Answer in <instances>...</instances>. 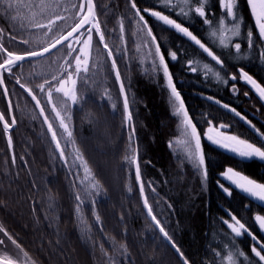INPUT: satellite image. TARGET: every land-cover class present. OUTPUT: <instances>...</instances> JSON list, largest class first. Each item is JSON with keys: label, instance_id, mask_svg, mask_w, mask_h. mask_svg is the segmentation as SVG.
Segmentation results:
<instances>
[{"label": "trees", "instance_id": "1", "mask_svg": "<svg viewBox=\"0 0 264 264\" xmlns=\"http://www.w3.org/2000/svg\"><path fill=\"white\" fill-rule=\"evenodd\" d=\"M93 2V23L100 26V32L93 28L92 57L87 68L77 73L74 105H56L54 100L53 111L47 89L43 97L38 95L45 79L51 82L64 69L66 45L14 67L16 76H3L16 125L9 133L0 125V227L20 247L0 232L4 237L0 256L24 264H183L144 210L135 178L139 167L145 200L189 264H264L252 252L253 247L260 250L264 245V233L255 220L264 216V202L220 176L232 167L264 183V161L239 158L204 137L208 127L223 126L227 133L264 147V100L240 78L243 69L264 87V41L247 0H237L236 19L222 11L219 0H188L184 8L165 7L160 0ZM81 3L86 1L0 0V45L16 53L48 46L54 40L43 35L47 29L34 25L62 16L64 20L57 21L62 29L55 34L57 39L80 20L82 10L86 12ZM201 6L207 25L195 12ZM137 10L144 21L136 16ZM151 11H160L188 27L223 65H217L189 38L157 21ZM237 25L239 36L234 34ZM221 27L225 29L221 31ZM141 37L150 48L144 58L139 54ZM222 38L227 39V47L221 44ZM235 43L241 44L239 50ZM157 46L201 137L204 169L190 159L195 142L183 115L176 114L179 104L159 66ZM173 52L175 61L171 60ZM4 54L0 52V56ZM113 61L116 70L111 67ZM193 67L196 72L191 71ZM16 79L34 89L40 107ZM125 99L129 102L127 114ZM0 106L8 119L1 90ZM41 108L57 134L63 159L48 134ZM57 112L71 137L57 122ZM221 184L230 189L231 196L223 192ZM232 215L256 241L244 231L237 237L228 228L224 221Z\"/></svg>", "mask_w": 264, "mask_h": 264}, {"label": "snow or ice", "instance_id": "2", "mask_svg": "<svg viewBox=\"0 0 264 264\" xmlns=\"http://www.w3.org/2000/svg\"><path fill=\"white\" fill-rule=\"evenodd\" d=\"M170 0H165V7H169ZM220 7L222 11H226V14L228 17H231L233 19L237 18L235 8L237 5V0H219ZM247 4L249 5L251 9L252 16L255 18V23L256 27L259 31V37L262 41H264V0H247ZM132 8L136 9V4L135 2L132 3ZM80 7L82 9L86 8L87 14H84V10L81 11V18H80V23L76 25L75 28H72L71 31H67L66 35H60L59 39H54L55 34L58 32V30H62L61 26L57 23V21H63L64 18L62 16L57 15L55 19H48L47 23H36L34 26L37 29H47V31L43 32V35L47 37L49 40L53 39L54 42H51L49 46L43 47L41 50L37 51L35 49H25L22 53H16L13 51L8 50L7 48L3 47L0 45V52L6 53V59H4L3 63H0V70L3 72H8V73H13V68L14 66H17V62H25V61H30V58H39V57H44L45 54L51 55L50 50L57 49V46H60L63 48L64 44H67V47L69 49L68 55L72 56L73 52L75 51L73 47V41L82 43L83 47L79 49L80 53L84 55L85 59L83 61V64L87 66V50L91 44V36H92V28H95L96 33L100 32V26L98 24H93L92 28L87 29V34H88V39L87 40H80V36L84 35L85 33L80 31L78 35L74 37V34L78 33L79 30H82L85 28L86 25H89L91 23V17H92V12H93V4L92 0H86V4H80ZM145 12H149V9L145 8ZM196 14H198L199 17L205 18L206 13H205V8L203 6L197 7L195 9ZM183 15H186V13H182ZM150 15L154 17L157 21L163 22L164 25L169 26L170 28L174 29L178 34H182L184 37L189 38L192 42H194L196 45L199 46L200 49H202L213 61L216 62L217 65H223V61L221 58L217 55H215L209 47H206L204 43L201 42L200 39L197 38L196 35L193 34L192 31L189 30L188 27L182 26L181 23H178L176 20L171 19L168 15L163 14L160 11H151ZM136 16H139V19L141 21H144V16L140 15L139 10L136 11ZM209 23V20L207 18L204 19V24L207 25ZM144 27H148L147 22L145 21ZM49 33L52 35L49 36ZM234 34L239 36V26L237 25L236 28L234 29ZM148 35L152 36V31L149 29ZM247 39L249 43V47L253 46V33L251 30L248 31L247 33ZM23 44H29L28 40H22L21 41ZM155 37H153L152 43H155ZM221 44H224L225 47H227L225 39H221ZM107 48V45H105ZM235 48L239 50L241 48L240 43H235ZM156 55L159 57V66L163 69V76L167 80V86L171 90L172 96L175 98V101L178 102L179 107L176 109V114H182L184 118L185 124L190 127L191 132V138L195 141V150L193 153L190 155V159L198 164L199 169H204L205 164H206V157L205 154L202 151V146H201V137L197 133V128L195 125H193L192 121L189 119V114L185 110V104L184 101L181 97L180 92L177 90V88L174 86V81H173V76L170 74L169 67L165 61V57L161 54V49L159 46L156 47L155 49ZM108 55L111 57L112 52H109ZM177 59V54L173 52L171 54V60L175 61ZM75 62H76V73H79L81 71V56L77 55L75 57ZM66 63L70 66L72 61L67 60ZM191 64V61H189ZM113 70L117 69V64L115 61L112 62L111 65ZM192 72H196V68L193 67L191 69ZM240 78L248 83L253 89H255L261 100H264V87H261L260 84L257 83L255 79L251 75L248 74V72L244 71L243 69L240 70ZM121 79L119 71L116 72V80L119 81ZM233 80H235V77H233ZM70 82L73 86L75 85V81L72 79V73H68V81ZM17 84H19V87L23 89L25 92L28 93L29 96H31L32 100L36 101V106L40 107L41 100L37 99V95H34V89L30 87H26L24 83H22L19 79L16 81ZM56 83H59L60 87L57 89V92L63 90L65 96H71V99L75 102L76 96L75 93L72 89L66 88L65 84L66 81L63 78H60L56 75H53L51 78V82H49L47 79H45V83L40 85L39 88V93L41 97H43L45 90L47 89V95L49 99L52 98L53 96V87L56 85ZM4 84V79L0 77V85ZM120 92L123 95L125 92V88L123 85H121ZM8 93L5 92V95ZM211 99V97H209ZM219 103V101H216ZM223 107L227 108L228 105H223ZM124 112L127 114L129 112V102L127 99L124 100ZM233 112H235V109H232ZM44 108L40 109V115H44ZM237 116L240 117L241 120L244 119L243 116L240 115L239 112H235ZM130 115H126L127 120H131ZM4 120V116L0 115V121ZM45 123H48L47 118H45ZM14 123V122H13ZM250 123V122H249ZM60 127L64 129V132L68 134L69 137L72 136V132L69 131L68 125L64 122V120H61L60 122ZM3 128L5 133L8 132L10 128V124L5 122L3 124ZM211 131V129H210ZM48 132L52 133L51 139L52 141L56 142V149H60L61 145L57 141V134L55 131H53V126L52 124H48ZM218 137H221L220 139L214 138L213 136L209 135L207 139L211 141L212 144L218 146L219 148L226 150L235 156L242 158V159H253V158H258L261 161H264V147H258L254 143H249L246 139H240L236 135H226L223 132H217L216 134ZM8 145L11 147L12 145V140L9 138L8 140ZM63 152H61V159H63ZM83 163V161L81 160ZM131 163H136L135 160L131 161ZM85 171L87 172V167L85 165ZM204 175L206 176L207 173L205 171ZM223 177L226 180H229L232 182V184L235 185L236 188L242 190L246 194H249L250 196L258 199L261 202H264V183H257L255 180L249 179L247 176H243L240 174L238 171H234L232 167H228L227 170L222 174ZM234 177L238 179H233ZM135 178L137 181L141 180V172L140 168H136L135 172ZM223 192L227 194L228 196H231V191L228 187H224L223 184L219 185ZM140 192L141 195L143 196L144 194V187L141 184L140 187ZM79 199V197H77ZM144 207L148 208V215L152 217V220L156 223V225L159 227V231L163 233L164 239L167 243L171 244V247L175 249L176 253L180 254L181 259L183 260V264H189V261L187 258L184 257L183 253L181 252V249L172 241L170 235L168 232L165 231V228L160 226V221L157 220L156 216L153 215L152 209L149 207L147 200L144 202ZM231 219L235 221V225H238V227L234 226L232 223H229L227 220L224 221L225 224H227L228 228L231 229L233 233L237 237L241 236V230L244 232L248 233L249 236L252 237L253 241H256V237L252 235V233L245 227L244 223H241V221L235 216L232 215ZM256 221L259 222V227L264 230V216H256ZM0 232H4V229L0 227ZM6 236H8L7 232H4ZM8 239L12 241L13 244L16 245L17 248L20 247L19 244L16 243L14 239H12L11 236H8ZM4 243V241L0 240V244ZM257 243H259L257 241ZM252 252L255 254L256 257L259 258L260 262H264V245L260 246V250H257L256 247L252 248ZM0 264H16V261H14L12 258H10L7 255L0 256Z\"/></svg>", "mask_w": 264, "mask_h": 264}, {"label": "rangeland", "instance_id": "3", "mask_svg": "<svg viewBox=\"0 0 264 264\" xmlns=\"http://www.w3.org/2000/svg\"><path fill=\"white\" fill-rule=\"evenodd\" d=\"M161 1V3L162 4H165V0H160ZM187 2H188V0H170V4H169V7H175V6H181V8H184V5L185 4H187ZM85 11H86V8H85ZM85 13V12H84ZM254 18V17H253ZM254 22H255V18H254ZM93 24H96L95 22L94 23H91L89 26H88V28H90V27H92V25ZM256 24V23H255ZM223 29H225L224 27H221L220 28V30L221 31H223ZM259 32V31H258ZM81 37V36H80ZM230 37H231V35H230ZM88 39V36L86 37V38H84L83 40H87ZM82 40V41H83ZM227 40V39H226ZM225 40V41H226ZM73 43H74V41H73ZM76 43V42H75ZM138 46H139V54H140V57L141 58H144L145 56H148L149 55V53H150V48L148 49V42H147V40L146 39H144L143 37H141L140 39H139V43H138ZM81 47H83V45H82V43H80V46H79V49L81 48ZM90 47V46H89ZM66 49H67V52H68V48L66 47ZM79 49H78V52H77V55H80L81 56V65H82V68L84 69L85 68V66H84V64H83V61H84V59H85V57H84V55H82L81 53H80V51H79ZM1 58H0V63L4 60V59H6L7 57H6V54H4V55H2V56H0ZM89 58H90V48H88V50H87V63L89 62ZM62 65V64H61ZM72 68H73V70H74V74H72V79L75 81V78H76V75L75 74H77L76 73V63L72 66ZM86 68H87V66H86ZM69 70V69H68ZM67 86H68V83H66L65 84V87L67 88ZM60 87V85H59V83H58V85H57V87H53V89H52V91H53V94H55V95H57V96H55L54 97V100H55V102H56V105L58 104V103H60V102H63L64 104H66V105H68L69 107H71L72 105H74L75 103H76V100H77V95H76V83H75V85L72 87V89H73V91H74V93H75V96H76V100H75V102L71 99V96H65L64 95V92H63V90H61V93L60 92H57V90L56 89H58ZM57 93V94H56ZM60 93V94H59ZM54 100H52L51 99V101H53V103H54ZM53 111H56V107L55 106H53V105H51V107H50ZM7 110V109H6ZM56 119H57V122L60 124V122H61V120H63V118L60 116V114L57 112L56 113ZM210 129H211V131H210ZM217 132H223L224 134H226V135H231V134H229V133H227L226 131H225V127H223V126H218V127H208L206 130H205V133H204V137H205V139L206 140H208L207 139V137L209 136V135H211V136H213L214 138H217V139H220L221 137H218L216 134H217ZM7 133H9V132H7ZM8 136V135H7ZM209 141V140H208ZM210 143H211V141H209ZM212 144V143H211ZM214 145V144H213ZM216 146V145H215ZM216 147H218V146H216ZM219 148V147H218ZM221 149V148H220ZM226 151V150H225ZM227 170V168L225 169V171ZM225 171H223L221 174H220V176H221V178H224L223 177V173L225 172ZM235 171V170H234ZM241 174V173H240ZM241 175H243V174H241ZM243 176H245V175H243ZM225 179V178H224ZM233 179H238V178H236V177H234ZM258 183V182H257ZM256 218V217H255ZM256 220V219H255ZM229 223H232L234 226H236V227H238V225H235V221H233L232 219H229V220H227ZM257 222V225H258V227H259V222L258 221H256ZM260 228V227H259ZM260 230L264 233V230H262L261 228H260ZM242 231L243 230H241V233H242ZM0 240H4V237L1 235V233H0ZM0 250H2L1 248H0ZM14 260V259H13ZM14 261H16V264H24L22 261H17V260H14Z\"/></svg>", "mask_w": 264, "mask_h": 264}, {"label": "water", "instance_id": "4", "mask_svg": "<svg viewBox=\"0 0 264 264\" xmlns=\"http://www.w3.org/2000/svg\"><path fill=\"white\" fill-rule=\"evenodd\" d=\"M86 1V0H85ZM92 4H93V12H92V17H91V23L96 19V16H95V6H94V2H93V0H92ZM85 14H87V12H85ZM80 23V20L72 27V28H75L76 27V25L77 24H79ZM90 23V24H91ZM89 24V25H90ZM89 25H86L85 26V28L87 27V26H89ZM72 28L71 29H69L68 31H71L72 30ZM81 30H79L78 31V33L80 32ZM78 33H76V34H74V36L75 35H77ZM67 34V32H65L64 34H62V35H66ZM57 39H59V37L57 38ZM54 42V41H53ZM50 45V44H49ZM48 45V46H49ZM60 46H57V49L59 48ZM57 49H54V50H50L51 51V53L52 52H54L55 50H57ZM39 50H41V49H39ZM39 50H37V51H39ZM46 55H49V54H45V56ZM40 58V57H39ZM32 59H36V58H30V60H32ZM26 62V61H25ZM20 63H22V62H17V64H20ZM2 70H0V77H2L3 78V75H2ZM166 82H167V80H166ZM0 90H1V93H2V96H3V99H4V102H5V105H6V108H7V113H8V120L9 121H7V119H6V117L3 115V113L0 111V115H3L4 116V120L3 121H0V125L2 126V128H3V124L5 123V122H7V123H9L10 124V128H9V130H8V132L9 131H11V130H13L14 128H15V125H16V122H15V118H14V115H13V111H12V106H11V101H10V98H9V95L7 94V95H5V92H7L8 93V91H7V89H6V86H5V84H2V85H0ZM171 91V90H170ZM186 110V109H185ZM45 116L43 115V120L45 121ZM190 119V118H189ZM14 122V123H13ZM45 123V122H44ZM48 124H50L49 122L48 123H45V126H46V129H47V131H48ZM188 127V126H187ZM189 128V130H190V132H191V129H190V127H188ZM4 129V128H3ZM198 133V132H197ZM48 134L50 135V138H51V136H52V133H50V132H48ZM199 135V134H198ZM52 140V139H51ZM53 142V145H54V147H55V149H56V142H54V141H52ZM195 142V141H194ZM57 150V152L61 155V149H56ZM138 182V186H139V193H140V197H141V201H142V204H143V207H144V202H145V196H144V194H143V196L141 195V192H140V187H141V181H137ZM144 210H145V212H146V214L148 215V208H145L144 207ZM148 217H149V219L152 221V223H153V225L156 227V229L159 231V227L156 225V223L152 220V217L151 216H149L148 215ZM159 233H160V235L162 236V238L164 239V236H163V233H161L160 231H159ZM165 240V239H164ZM166 242V241H165ZM167 243V242H166ZM170 247H171V244L170 243H167ZM172 248V247H171Z\"/></svg>", "mask_w": 264, "mask_h": 264}, {"label": "flooded vegetation", "instance_id": "5", "mask_svg": "<svg viewBox=\"0 0 264 264\" xmlns=\"http://www.w3.org/2000/svg\"><path fill=\"white\" fill-rule=\"evenodd\" d=\"M93 23V22H92ZM90 28H92V27H90ZM87 29H88V26L86 27V28H84V29H82L81 31L82 32H84L85 34L84 35H82L81 37H80V40L82 41L84 38H86L87 36H88V34H87ZM79 34V33H78ZM77 34V35H78ZM76 36V35H75ZM74 36V37H75ZM93 40H94V34H93V28H92V36H91V44H90V58H89V62L91 61V57H92V43H93ZM64 45H66V47H67V44H64ZM79 46H80V43H78V42H74L73 43V47H74V49H75V51L73 52V55H72V59H71V56H69L68 55V52H69V49H68V52H67V55L65 56V58L63 59L64 61H63V65H64V69L61 71V74H60V78H63L65 81H66V83H68V86H67V88H70V89H72V87H73V85L70 83V82H67L68 81V73L69 72H71L72 74H74V70H73V68H72V66L76 63L75 62V57L77 56V52H78V49H79ZM59 48H61V47H59ZM58 48V49H59ZM68 48V47H67ZM57 49V50H58ZM57 50H55V51H57ZM67 50V49H66ZM54 51V52H55ZM54 52H52V53H54ZM6 54V53H5ZM19 54V53H18ZM45 57V56H44ZM40 58H42V57H40ZM40 58H36V59H40ZM36 59H32V60H30V61H26V62H31V61H33V60H36ZM67 60H71L72 61V63H71V65L70 66H68V64L66 63V61ZM4 61V60H3ZM3 61L1 62V63H3ZM89 62L87 63V66H88V64H89ZM22 63H25V62H22ZM21 64V63H20ZM20 64H17V66H19ZM17 66H14V67H17ZM69 69V70H68ZM81 70H85V68L83 69L82 68V65H81ZM5 73H8V72H2V75L4 76V74ZM12 76H16V72H14L13 71V73H10ZM76 75V78H75V82L77 81L76 79H77V74H75ZM16 81H17V79H16ZM17 84V83H16ZM18 85V84H17ZM57 85H58V83L54 86V87H57ZM19 86V85H18ZM57 90V89H56ZM73 90V89H72ZM60 93H61V91H59ZM59 93V94H60ZM47 99H48V102L51 104L52 103V101H51V99H49V97L47 96ZM53 100H54V98H53ZM53 106H54V103L52 104ZM0 111L3 113V115L5 116V114H4V112L1 110V106H0ZM8 114V113H7ZM14 115V114H13ZM8 120V119H7ZM54 131V130H53Z\"/></svg>", "mask_w": 264, "mask_h": 264}]
</instances>
